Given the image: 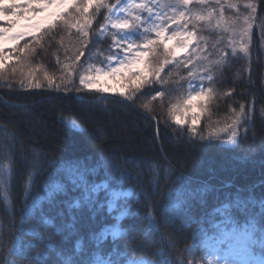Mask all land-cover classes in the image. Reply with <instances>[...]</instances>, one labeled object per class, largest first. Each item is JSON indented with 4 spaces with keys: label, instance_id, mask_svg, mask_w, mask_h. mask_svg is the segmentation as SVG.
Returning a JSON list of instances; mask_svg holds the SVG:
<instances>
[{
    "label": "trees",
    "instance_id": "obj_1",
    "mask_svg": "<svg viewBox=\"0 0 264 264\" xmlns=\"http://www.w3.org/2000/svg\"><path fill=\"white\" fill-rule=\"evenodd\" d=\"M100 26L98 17L92 39ZM197 30L213 50L224 49L204 24ZM253 33L248 60L228 51V60L213 68L195 135L189 123L177 125L169 115L188 93L179 64L166 65L160 82L142 89L136 103L80 85L81 65L104 67L109 42L85 49L72 74L73 91L9 88L0 81V179L8 198L0 196V264H206L191 222L169 214L176 204L197 218L264 234V38L258 27ZM53 34L32 58L42 81L45 73L58 81L62 65L72 63L76 29L57 25ZM242 104L248 119L237 125V138L228 139L230 128L219 140L209 137L230 125ZM117 191L131 195L109 210ZM117 213L123 234L111 237L106 229ZM28 216L52 239L25 230Z\"/></svg>",
    "mask_w": 264,
    "mask_h": 264
},
{
    "label": "snow or ice",
    "instance_id": "obj_2",
    "mask_svg": "<svg viewBox=\"0 0 264 264\" xmlns=\"http://www.w3.org/2000/svg\"><path fill=\"white\" fill-rule=\"evenodd\" d=\"M189 5L194 7L190 8ZM164 8L167 11L161 8L158 0H24L23 3L0 0V81H4L9 88L18 84L21 88L40 89L46 86L56 91H73L72 74L76 62L84 56L85 49H96L100 44L109 42L105 57L109 62L107 67L88 64L85 68L81 65L83 71L79 75L80 85L101 94L117 95L125 101L136 103L139 100L137 94L144 95L142 89L154 82H160V73L165 66L177 63L180 53L187 51L197 41V25L201 24L202 27L201 22L211 23L215 18L218 20L217 27L225 24V30L231 29V35L239 38V48L230 39L224 49L219 51L215 60L217 66L228 60V48H231L232 56L243 53L245 58H249L254 25L259 28L260 36L264 38V0H245L243 15L235 0H168ZM226 8L233 10L235 16L226 19ZM98 17L101 26L95 39H92L90 30ZM57 25H62L66 31L76 29L78 34L73 45V55L69 58L72 63L62 65L64 74L58 81L47 73L42 81L37 77V69L32 67V58L38 54L37 48H46V37L49 44L55 38L54 34H49ZM129 33L135 34V39ZM26 37L31 39L26 40ZM100 37L104 38L103 41ZM21 40L25 41L22 46L19 45ZM99 54H103V49ZM9 60L13 63L6 66ZM57 62L59 63L58 57ZM192 75L189 71V76ZM117 79L120 87H112L109 81ZM207 79L210 80L211 76ZM157 94L164 95L163 92ZM208 94H211V89ZM204 95L205 91L201 88L200 91L189 94L182 106L172 105L169 109V115L177 125L187 123L184 117L189 109L192 110L189 126L192 135L196 134L195 125L200 119V113L195 111L200 105H194L193 101ZM141 107L149 109L146 103L141 104ZM181 107L184 111H181ZM261 112L264 114V109ZM242 118L245 121L248 119L243 104L230 125L214 129L209 137L219 140L220 133L230 128L228 139L235 140L238 136L237 125ZM200 139L204 140L205 137L201 135ZM77 171L74 169L71 172ZM55 187L59 190L61 186ZM252 233L251 230L244 231L233 245L239 264H264V260L249 255L250 246L255 243ZM261 246L264 247V241Z\"/></svg>",
    "mask_w": 264,
    "mask_h": 264
},
{
    "label": "rangeland",
    "instance_id": "obj_3",
    "mask_svg": "<svg viewBox=\"0 0 264 264\" xmlns=\"http://www.w3.org/2000/svg\"><path fill=\"white\" fill-rule=\"evenodd\" d=\"M9 2L12 3H23L24 0H9ZM214 2V0H213ZM245 2V1H244ZM244 2H239L238 4L240 5V13L241 15L245 14L244 9H243V3ZM158 3L161 5V8L164 9L165 11H167L166 8H164V6L168 3V0H158ZM190 8H193V5H189ZM118 15H123V13H117ZM235 16V12L231 9H225V18L229 19L231 17ZM205 25L206 30L208 31V33L210 34H217L218 36H220V38L217 39L216 43L221 45L222 42L224 44V46L227 45L228 41L230 39H233L236 43V47L239 48L240 46V41L238 37H233L231 35V29H228L227 31L225 30L226 25L225 24H221L219 27H217L218 24V20L217 19H213L211 21V23H205L202 22ZM6 26V25H5ZM257 28L256 25L253 26V30ZM109 31H111V29H109ZM39 33H36V35H38ZM129 35L135 39V34L133 33H129ZM31 37H26L25 39H29ZM103 38V37H100ZM24 41L21 40L19 42V44ZM209 40H207L205 37H200L199 35L197 36V41H194L192 46L185 52H181L179 57H178V62L174 63V64H179L176 66V68L181 69L186 71L185 75H186V86H187V96L186 99L188 98L189 94H194V92L196 91H200L201 88L204 89L205 93L208 92L207 89V83L209 81V79H207L208 76H212V70L214 67H218L215 63V60L218 57V50H213L209 45H210ZM250 47L251 45H249V54H250ZM228 51H230L231 53V48L227 49ZM191 56V60L189 61V57ZM238 56L245 58L243 53H239ZM246 60H248V58H245ZM11 62V60L6 62V65H8ZM108 61L106 60V64H105V68L108 65ZM183 65V68L180 65ZM220 66V65H219ZM189 71H191L193 73L192 76H189ZM264 73V70H263ZM263 80H264V75H263ZM109 83L112 85V87H120V82L119 80H114V81H109ZM89 90V89H88ZM93 91V90H91ZM95 92V91H94ZM99 93V92H98ZM101 94V93H100ZM102 95H107V96H117V95H111V94H102ZM120 97V96H118ZM204 97V96H202ZM198 98V100L193 101V104H199L201 98ZM123 98V97H121ZM124 99V98H123ZM195 111L200 113L201 116V111L198 109V107L195 109ZM191 112L192 110L189 109L184 117V119H186L187 123H189L191 125ZM262 115V113H261ZM186 124V123H185ZM199 121L197 122V124L195 125L198 126ZM184 125V124H183ZM180 125V126H183ZM131 195L130 191H117V192H112L111 193V200L108 204V209L109 210H113L116 206V201L118 198H128ZM244 231H248L251 230L253 231L252 233V239L255 241V243L251 244V248L249 250V255L251 257H256V258H260L261 260H264V247L261 246V242L264 241V234H261L260 236H256L255 235V231L251 226H243L241 227ZM108 236L111 237H117L119 234H114L112 231H108L107 232ZM201 249L203 250V257H204V261L206 264H211V261L213 259H217L219 257H217L215 251L211 248H204L201 247ZM222 253L224 254L225 257H231L232 259H236L235 255H234V249L233 246L231 245H225L222 249H221ZM136 264H148L147 262H139Z\"/></svg>",
    "mask_w": 264,
    "mask_h": 264
},
{
    "label": "clouds",
    "instance_id": "obj_4",
    "mask_svg": "<svg viewBox=\"0 0 264 264\" xmlns=\"http://www.w3.org/2000/svg\"><path fill=\"white\" fill-rule=\"evenodd\" d=\"M3 167H7L4 165ZM6 185L3 179H0V196L5 197V202H8ZM169 214L182 223L193 225V231L197 234L200 244L204 248H211L215 251L217 259H213L211 264H239L236 259L225 257L221 249L225 245H235L238 238L241 237L244 230L237 227L235 224H217L211 219H200L193 215L189 210L185 209L182 204H176L168 209ZM59 219V218H58ZM114 224L107 231H112L114 234H123L121 225V216L117 213L114 217ZM22 227L25 230L40 231L45 242L52 239L51 231L44 225L37 224L33 216L25 217Z\"/></svg>",
    "mask_w": 264,
    "mask_h": 264
}]
</instances>
